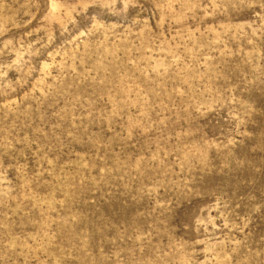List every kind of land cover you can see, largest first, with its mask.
<instances>
[{"label":"rangeland","instance_id":"obj_1","mask_svg":"<svg viewBox=\"0 0 264 264\" xmlns=\"http://www.w3.org/2000/svg\"><path fill=\"white\" fill-rule=\"evenodd\" d=\"M0 264H264V0H0Z\"/></svg>","mask_w":264,"mask_h":264}]
</instances>
